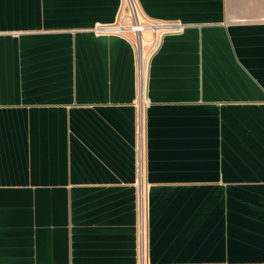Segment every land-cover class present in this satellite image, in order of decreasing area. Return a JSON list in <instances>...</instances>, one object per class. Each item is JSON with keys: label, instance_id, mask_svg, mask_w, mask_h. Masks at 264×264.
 <instances>
[{"label": "crops", "instance_id": "crops-1", "mask_svg": "<svg viewBox=\"0 0 264 264\" xmlns=\"http://www.w3.org/2000/svg\"><path fill=\"white\" fill-rule=\"evenodd\" d=\"M122 4L0 0V264H264V0Z\"/></svg>", "mask_w": 264, "mask_h": 264}, {"label": "built area", "instance_id": "built-area-1", "mask_svg": "<svg viewBox=\"0 0 264 264\" xmlns=\"http://www.w3.org/2000/svg\"><path fill=\"white\" fill-rule=\"evenodd\" d=\"M121 17L117 23L112 24H98L96 25L93 30L96 33H105V32H116V33H127L129 29L126 24H131L134 22H140V18L138 16L137 7L135 5V0H123L122 9H121ZM135 17V20H134ZM144 23L149 24L151 26H157L156 30H153L152 37L150 40L147 39V44H151L150 51L146 54L145 58L142 55L141 64L139 67V81L141 89H144L145 81H146V67L149 60V55L152 49H154L159 41L160 37L167 30H177L182 25L179 22H167V21H146L143 20ZM120 26V27H118ZM139 40V38H138ZM136 38V45H138V41ZM142 43V42H141ZM141 163H142V152L141 149L139 151V168L141 170Z\"/></svg>", "mask_w": 264, "mask_h": 264}, {"label": "bare ground", "instance_id": "bare-ground-1", "mask_svg": "<svg viewBox=\"0 0 264 264\" xmlns=\"http://www.w3.org/2000/svg\"><path fill=\"white\" fill-rule=\"evenodd\" d=\"M134 20H135V17H134ZM129 29V33L131 34H134L136 36H138L137 38H139V42H138V45H137V49H138V53H139V57L141 59V56H142V53H143V35L140 33V31H148V29L150 31H153V30H156L157 29V26H151L149 25V27H146L144 24H142L141 22H134V23H131V24H126ZM120 27V26H118ZM142 42V43H141ZM140 64H141V61H140Z\"/></svg>", "mask_w": 264, "mask_h": 264}, {"label": "rangeland", "instance_id": "rangeland-1", "mask_svg": "<svg viewBox=\"0 0 264 264\" xmlns=\"http://www.w3.org/2000/svg\"><path fill=\"white\" fill-rule=\"evenodd\" d=\"M140 22H141L142 24H144L146 27H149V24L144 23V21H140ZM148 31H150V30L148 29ZM140 32H141V34H143V35L145 34V40H146V41H145V43H146V44H145V49H146L145 52H146V54H147V53L150 51V48H151V44H147V39L150 40V38L152 37V35H151V34H152V33H151L152 31L148 33L147 31H142V30H141ZM146 32H147V33H146ZM148 35H149V36H148ZM138 41H139V40H138Z\"/></svg>", "mask_w": 264, "mask_h": 264}]
</instances>
